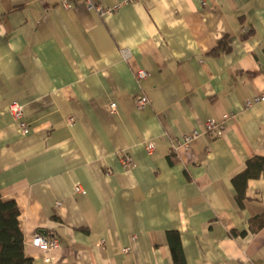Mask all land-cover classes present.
I'll use <instances>...</instances> for the list:
<instances>
[{
  "label": "crops",
  "instance_id": "1",
  "mask_svg": "<svg viewBox=\"0 0 264 264\" xmlns=\"http://www.w3.org/2000/svg\"><path fill=\"white\" fill-rule=\"evenodd\" d=\"M263 39L264 0H125L103 14L0 0V195L20 229L29 221L57 241L24 243L32 264H173L167 229L187 264H264V225L247 228L264 210V175L232 182L264 155V101L243 104L264 92ZM138 68L148 75L136 79ZM9 101L22 104L26 134ZM223 113L220 129L173 145L196 118Z\"/></svg>",
  "mask_w": 264,
  "mask_h": 264
},
{
  "label": "trees",
  "instance_id": "2",
  "mask_svg": "<svg viewBox=\"0 0 264 264\" xmlns=\"http://www.w3.org/2000/svg\"><path fill=\"white\" fill-rule=\"evenodd\" d=\"M251 31H242L241 37H246ZM229 37L223 35L218 42L222 50L229 49ZM264 53V39L262 43ZM264 175V155L254 154L246 158L243 168L235 173L232 182L236 188L245 186L249 178ZM234 203L237 208L242 205L239 194H235ZM18 207L13 199H4L0 195V264H32V257L24 252L22 241V226L18 225ZM264 225V210L248 218V230L255 231ZM232 234L245 233L246 230L231 229ZM168 246L173 264H187L182 249L179 232L176 229H167Z\"/></svg>",
  "mask_w": 264,
  "mask_h": 264
},
{
  "label": "built area",
  "instance_id": "3",
  "mask_svg": "<svg viewBox=\"0 0 264 264\" xmlns=\"http://www.w3.org/2000/svg\"><path fill=\"white\" fill-rule=\"evenodd\" d=\"M82 1L86 4L88 8L93 9L97 14H103L105 12H113L115 11L120 3L125 0H119L115 1L111 4L107 5H101L99 3H96L93 0H58V2L65 8H71L74 3ZM126 1H133V0H126ZM246 30V29H244ZM120 52L122 54L123 58L128 57L129 49L128 47H121ZM135 77L136 79L146 77L148 75V70L145 68H138L135 71ZM134 103L136 106H142L148 102V97L145 94H135L133 96ZM264 101V92L259 93L253 98H244L243 104L244 106L250 105L252 102L255 101ZM116 102L110 101L108 103L109 110L111 112H114L116 110ZM6 109L8 112L12 115V117L18 122V128L23 133L26 134L28 132L29 123L24 117L22 104L18 101H9L6 103ZM231 116L229 113H223L220 117H215L213 115H209L204 118H196L190 131L188 133H185L182 135L181 138L177 139L173 143V145H187V143L190 141V139L194 138L198 133L201 131H214L216 129H220L223 125L225 120ZM67 120L69 123L73 122V117L68 116ZM180 141V142H178ZM144 148L146 151H149L152 149V142L150 140H146ZM118 160L121 163V165H128L133 161V157L130 152L124 151L123 153H120L118 155ZM107 173H109V169H107ZM74 189L76 191L80 190V185L76 184L74 186ZM22 241L24 243H30L38 248L41 249H50L57 246V241L55 238H47L40 229L37 227L31 225L29 221H24L22 224ZM101 243L105 244V239L102 237L100 238ZM129 249V246L126 245L123 247L124 251H127Z\"/></svg>",
  "mask_w": 264,
  "mask_h": 264
},
{
  "label": "water",
  "instance_id": "4",
  "mask_svg": "<svg viewBox=\"0 0 264 264\" xmlns=\"http://www.w3.org/2000/svg\"><path fill=\"white\" fill-rule=\"evenodd\" d=\"M41 230H42V229H41ZM41 232L45 235V231H44V230H42Z\"/></svg>",
  "mask_w": 264,
  "mask_h": 264
}]
</instances>
